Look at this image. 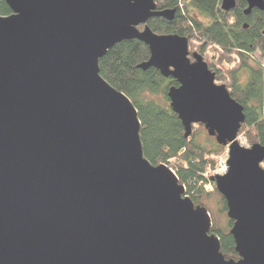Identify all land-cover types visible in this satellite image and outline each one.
Instances as JSON below:
<instances>
[{
  "label": "water",
  "instance_id": "obj_1",
  "mask_svg": "<svg viewBox=\"0 0 264 264\" xmlns=\"http://www.w3.org/2000/svg\"><path fill=\"white\" fill-rule=\"evenodd\" d=\"M3 1L0 264H264V146L234 141L243 108L200 56L190 61L187 39L146 26L174 11L153 0ZM245 1V16L264 12V0ZM132 39L149 48L141 70L177 81L167 97L184 136L202 124L230 143L227 173L210 181L233 222L237 261L173 171L144 158L135 107L99 74L98 60Z\"/></svg>",
  "mask_w": 264,
  "mask_h": 264
},
{
  "label": "trees",
  "instance_id": "obj_2",
  "mask_svg": "<svg viewBox=\"0 0 264 264\" xmlns=\"http://www.w3.org/2000/svg\"><path fill=\"white\" fill-rule=\"evenodd\" d=\"M157 11H174L172 20L150 18L146 26L157 35H178L187 39L188 57L200 56L214 74L216 84L224 85L232 99L243 108L244 121L239 134L249 146H264V68L252 67L248 57L258 52L264 56V12L253 9L243 14L244 0H235L232 11L220 9L221 0H153ZM206 21L198 19L197 14ZM10 9L0 1V15ZM244 24L247 25L244 28ZM144 25L138 27L141 31ZM149 48L132 39L115 44L98 60L100 76L115 90L123 93L133 104L140 122L139 138L144 158L154 166L166 165L185 188L184 195L195 206L206 209L211 219L210 233L220 243L227 259L237 261L235 243L230 234L233 222L227 216L224 198L216 186L205 178L204 171L213 166L224 146L207 134L202 124L192 125L189 137L178 116L172 111L167 92L178 83L164 78L154 68L141 70L148 61ZM246 70L244 82L241 73ZM201 134L213 145H200ZM264 169V162L261 164Z\"/></svg>",
  "mask_w": 264,
  "mask_h": 264
},
{
  "label": "built area",
  "instance_id": "obj_3",
  "mask_svg": "<svg viewBox=\"0 0 264 264\" xmlns=\"http://www.w3.org/2000/svg\"><path fill=\"white\" fill-rule=\"evenodd\" d=\"M237 145L241 148H250L247 140L243 136V134H237L235 140H234ZM229 146L230 143H228L225 147L224 150L217 156L215 159L214 165L209 166L205 171H204V176L205 178H210L213 176H219V175H225L229 169L227 160H228V153H229Z\"/></svg>",
  "mask_w": 264,
  "mask_h": 264
},
{
  "label": "rangeland",
  "instance_id": "obj_4",
  "mask_svg": "<svg viewBox=\"0 0 264 264\" xmlns=\"http://www.w3.org/2000/svg\"><path fill=\"white\" fill-rule=\"evenodd\" d=\"M196 14L199 20L206 21V19L203 16L199 15L198 13ZM252 56L253 58L248 57L247 63L252 67H256L259 65L262 68H264V56H261V54L258 52H255L254 54H252ZM245 75H246V70H244L241 73L242 82H244ZM196 142L206 147L207 149L211 148L213 145L210 141L207 140V136L205 134H201L200 136H198L196 138Z\"/></svg>",
  "mask_w": 264,
  "mask_h": 264
},
{
  "label": "flooded vegetation",
  "instance_id": "obj_5",
  "mask_svg": "<svg viewBox=\"0 0 264 264\" xmlns=\"http://www.w3.org/2000/svg\"><path fill=\"white\" fill-rule=\"evenodd\" d=\"M244 2H245V8L247 7V2L244 0ZM258 10V9H257ZM243 12H244V10H243ZM191 61V60H190ZM191 62H194V60H192ZM245 78H246V75H245ZM244 78V79H245ZM219 85V84H218Z\"/></svg>",
  "mask_w": 264,
  "mask_h": 264
}]
</instances>
